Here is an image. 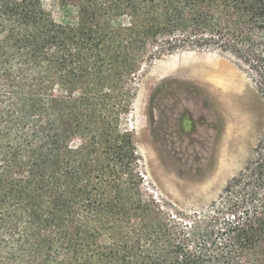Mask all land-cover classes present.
Instances as JSON below:
<instances>
[{"label": "rangeland", "instance_id": "374dc122", "mask_svg": "<svg viewBox=\"0 0 264 264\" xmlns=\"http://www.w3.org/2000/svg\"><path fill=\"white\" fill-rule=\"evenodd\" d=\"M120 1L40 0L49 21L41 39L50 42L41 51L19 36L0 33V131L8 123L0 146L18 143L24 129L17 123L29 110L30 129L70 136L79 176L87 179L92 167L100 177L106 171L93 137L116 130L128 134L141 180L130 185L135 212L126 214L120 227L141 234L135 255L174 263L171 246H179L216 259L232 236L223 221L230 215L217 213L220 200L253 155L264 126V102L250 70L228 55L182 49L153 56L168 36L152 27L153 38L142 47L140 32L155 22L144 15L118 17L115 8H124ZM97 4L102 11L95 14ZM213 65L227 75L219 82L209 77ZM46 114L53 122H46ZM110 180L119 182L114 191L120 192L118 173ZM99 225L91 227L98 231ZM103 229L99 243L112 248L116 230L111 223ZM65 240L60 236V244ZM96 258L93 264H99Z\"/></svg>", "mask_w": 264, "mask_h": 264}, {"label": "trees", "instance_id": "16d2710c", "mask_svg": "<svg viewBox=\"0 0 264 264\" xmlns=\"http://www.w3.org/2000/svg\"><path fill=\"white\" fill-rule=\"evenodd\" d=\"M120 5L124 8L114 7L118 17L126 14L134 20L144 15L155 22L140 32L137 43L142 47L153 38L152 27L168 36L153 56L182 49L228 55L250 70L264 102V0H121ZM94 11H102V6L95 5ZM48 22L40 0H0V33L19 36L29 47H40V51L48 47L50 42L41 39ZM29 112L17 123L24 129L18 143L0 146V264H93L95 256L99 264H264V126L251 159L220 200L217 213L230 215L223 221L232 233L228 245L222 247L223 254L215 259L202 251L192 254L184 247L171 246L176 253L171 263L167 258L136 256L141 234L120 227L124 216L135 212L130 185L141 180L134 172L132 138L117 130L95 134L93 149L99 164L101 157L106 162L107 172L102 176L106 180L93 167L85 179L72 158L76 151L70 136L60 130L47 135L46 129H30ZM44 119L53 122L48 114ZM7 126L6 122L0 132L5 133ZM117 173L122 179L118 193L114 189L119 182L110 180ZM92 177L97 183L92 184ZM144 208L139 201V209ZM94 222L100 223L98 231L91 227ZM107 223L118 238L112 248L99 243ZM60 236L66 239L64 245ZM93 246L96 253L87 257ZM80 256H85L81 263Z\"/></svg>", "mask_w": 264, "mask_h": 264}, {"label": "bare ground", "instance_id": "6f19581e", "mask_svg": "<svg viewBox=\"0 0 264 264\" xmlns=\"http://www.w3.org/2000/svg\"><path fill=\"white\" fill-rule=\"evenodd\" d=\"M208 74H209V77L214 80V81H217L219 82L220 78H225V73H224V70H222L220 67H218L217 65H213L211 67L208 68ZM228 74V73H227ZM227 76V75H226ZM231 77V76H230ZM228 79V77H227ZM230 80V79H228ZM231 82V81H229ZM233 82V81H232ZM231 82V83H232ZM230 84V83H229ZM231 87V86H230ZM229 87V88H230Z\"/></svg>", "mask_w": 264, "mask_h": 264}]
</instances>
